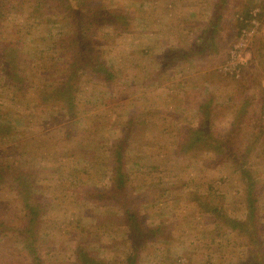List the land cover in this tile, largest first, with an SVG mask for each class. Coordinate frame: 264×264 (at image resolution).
<instances>
[{
	"label": "rangeland",
	"instance_id": "obj_1",
	"mask_svg": "<svg viewBox=\"0 0 264 264\" xmlns=\"http://www.w3.org/2000/svg\"><path fill=\"white\" fill-rule=\"evenodd\" d=\"M44 1L4 0L0 41L17 54L21 89L0 75V264L37 261L24 245L27 219L10 177L18 171L34 172L29 199L39 204L41 264H80V249L104 264H126L133 252L122 211L92 194L113 188L121 141L125 196L143 225L164 224L169 236L141 246L133 264H264V0H77L92 12L113 13L116 24L91 30L89 48L108 76L77 70L72 115L48 98L76 69L56 47L72 29L64 16L47 14ZM253 9L262 15L247 65L239 78L219 74L236 42L238 16ZM206 93L213 98L203 97L210 103L206 137H225L229 125L218 117L238 112L228 137H235L231 149L242 153L246 175L235 168L238 154L223 162L209 144L177 154ZM249 186L255 250L224 220L246 219Z\"/></svg>",
	"mask_w": 264,
	"mask_h": 264
},
{
	"label": "trees",
	"instance_id": "obj_2",
	"mask_svg": "<svg viewBox=\"0 0 264 264\" xmlns=\"http://www.w3.org/2000/svg\"><path fill=\"white\" fill-rule=\"evenodd\" d=\"M80 1V0H78ZM45 5L48 6L50 11L47 14L64 16L68 20L69 26L72 29V33L56 45L62 46L70 55L72 67L76 69L73 72L70 70L69 73L65 72L62 78V84L52 90L48 95V98L55 96V100L61 104L64 108L71 112L74 107L72 105L74 99V92L76 89V72L77 70H88L93 76H108L105 64L101 61L100 57L89 48L90 42L88 40L91 36V30L93 26L102 24L106 26L114 27L116 22L112 21L114 15L111 12L96 11L92 12L83 4V1L77 2V0H45ZM4 0H0V28L3 27L4 23ZM62 8H61V7ZM218 13V11L216 10ZM262 15V14H260ZM259 15V18H260ZM244 16V15H243ZM244 17H248L247 15ZM119 19V17H117ZM48 22V20L46 21ZM118 22V21H117ZM238 31L242 28L243 23L237 18ZM2 36V31L0 30V37ZM17 54L14 50L7 48L0 41V75L4 83L14 90H19L21 82L18 76L15 74L17 72ZM209 108V107H207ZM70 114V113H69ZM208 114V111L205 113ZM72 115V114H70ZM201 124L198 129H190L180 134L182 142L178 143L176 147L177 154H187L189 153L197 144L203 145L209 144L213 146L216 151V156L221 158L222 161L234 158L237 154L240 156L242 162L239 165L236 164L235 168L246 175L245 164L243 163L244 157L242 153L232 151V142L235 137H206L207 135L203 133L205 129V123ZM116 147V152L114 153V176L115 180L114 186L111 191H106L102 193H92L100 200H105L111 198L120 207L122 220H124L123 226L128 231V236L130 237L132 255L128 257L125 262L126 264H133V259L136 256L137 250L148 243H156L160 241H167L169 236H167V228L164 224L147 227L143 225L140 218V214L135 206L128 201L125 196V181H124V163L122 157V151L125 147L124 141L118 142ZM237 150V149H236ZM231 156V157H230ZM14 172V171H13ZM34 172L33 171H18L10 173L11 183L16 187L18 196L22 199L23 209L22 212L27 219L26 228L24 230L23 239L25 240V248L30 252L36 264H41V262L36 257L35 243L37 238V230L41 221L40 214L38 213L37 205L38 203L31 202L29 199L34 186ZM3 177L0 176V179ZM5 178V177H4ZM6 179V178H5ZM256 198L253 194L252 188H246V208L247 216L244 221H232L225 217V221L231 224L232 228L239 229L243 235L248 236L250 243L254 245V250L257 248V222H256V209H255ZM37 208V209H36ZM216 211H213L215 213ZM76 257L80 264H104L99 261L94 260L89 254L84 252V250H78L76 252ZM37 258V259H36Z\"/></svg>",
	"mask_w": 264,
	"mask_h": 264
},
{
	"label": "built area",
	"instance_id": "obj_3",
	"mask_svg": "<svg viewBox=\"0 0 264 264\" xmlns=\"http://www.w3.org/2000/svg\"><path fill=\"white\" fill-rule=\"evenodd\" d=\"M259 15V9H253L247 18L238 16V20L242 22L243 25L237 32L236 42L229 51L225 65L218 71L219 74L239 78L241 69L245 67L248 62V57L245 58V56H247L246 51L251 46L254 38L258 36L260 30Z\"/></svg>",
	"mask_w": 264,
	"mask_h": 264
},
{
	"label": "crops",
	"instance_id": "obj_4",
	"mask_svg": "<svg viewBox=\"0 0 264 264\" xmlns=\"http://www.w3.org/2000/svg\"><path fill=\"white\" fill-rule=\"evenodd\" d=\"M152 0H149V2H151ZM140 10L141 9H143V12H144V14H145V19H144V21H146V22H149V20H148V12L146 11L147 9H146V6L144 5V4H140ZM143 12H141L140 11V14H142ZM190 16H192V15H190ZM204 25L205 26V24H206V22H200V23H198V26H200V25ZM207 27H209V24H207L206 25ZM200 38H202V37H200ZM174 59V60H173ZM172 60H173V64H171V67L175 64V63H177V61H179L178 60V57H174ZM185 59H187V58H185ZM171 63V62H170ZM210 93V92H209ZM213 95H214V92H211ZM208 93H206V94H202V97H199V98H201V100H200V102L197 104L196 103V125H194V126H192L194 123L193 122H191L190 124H191V127L193 128V129H195L196 127H200L201 126V124L202 123H204V121H205V119H206V117H207V115L205 114L209 109H207V107H209V104L210 103H207V102H205V100H204V98H205V96H208V98H212L211 97V95H207ZM228 94V93H227ZM204 97V98H203ZM203 98V99H202ZM212 100H213V98H212ZM207 105V106H206ZM242 113V111L241 112H239V114H241ZM237 114H238V112H233V113H231V118L230 117H228V116H226V115H224V117H220L219 115V117H218V120H219V122L220 121H224V122H227V124L229 125V130L223 135V136H225V137H227V135L231 132V130L236 126V124H237V121L236 122H232V120H233V118H235L236 120H237ZM216 117H213V119H215ZM217 122V121H216ZM226 130V129H225ZM224 130V131H225Z\"/></svg>",
	"mask_w": 264,
	"mask_h": 264
}]
</instances>
